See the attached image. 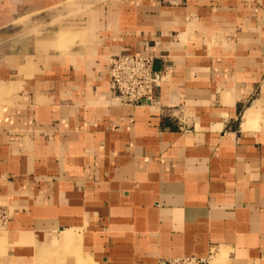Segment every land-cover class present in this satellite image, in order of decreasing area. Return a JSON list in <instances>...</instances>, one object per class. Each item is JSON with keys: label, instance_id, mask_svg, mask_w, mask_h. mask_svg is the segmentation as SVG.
I'll list each match as a JSON object with an SVG mask.
<instances>
[{"label": "crops", "instance_id": "crops-1", "mask_svg": "<svg viewBox=\"0 0 264 264\" xmlns=\"http://www.w3.org/2000/svg\"><path fill=\"white\" fill-rule=\"evenodd\" d=\"M0 33V264H264V0H0ZM119 53L154 104L110 99Z\"/></svg>", "mask_w": 264, "mask_h": 264}, {"label": "built area", "instance_id": "built-area-1", "mask_svg": "<svg viewBox=\"0 0 264 264\" xmlns=\"http://www.w3.org/2000/svg\"><path fill=\"white\" fill-rule=\"evenodd\" d=\"M108 95L125 108L152 105L164 81L163 72L153 70V59L146 55L119 53L108 60ZM213 255L206 258L186 257L160 264H211Z\"/></svg>", "mask_w": 264, "mask_h": 264}, {"label": "rangeland", "instance_id": "rangeland-1", "mask_svg": "<svg viewBox=\"0 0 264 264\" xmlns=\"http://www.w3.org/2000/svg\"><path fill=\"white\" fill-rule=\"evenodd\" d=\"M12 34L11 35H14V36H18L19 32H20V29H19V24H15L14 25V28L11 30ZM11 41L9 40V38H4L3 37V34L0 33V51L2 50V48L4 46H8V44L10 43ZM0 222H2V219L0 217Z\"/></svg>", "mask_w": 264, "mask_h": 264}]
</instances>
